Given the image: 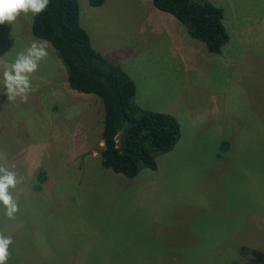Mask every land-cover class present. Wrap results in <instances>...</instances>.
<instances>
[{
	"label": "rangeland",
	"instance_id": "rangeland-1",
	"mask_svg": "<svg viewBox=\"0 0 264 264\" xmlns=\"http://www.w3.org/2000/svg\"><path fill=\"white\" fill-rule=\"evenodd\" d=\"M76 1L91 47L139 107L175 117L179 138L128 178L100 164L96 95L50 94L45 79L27 103L0 93V165L21 178L14 218L0 204L7 264H264V0H206L222 10L219 53L151 0ZM30 17L0 25V81L26 32L42 40ZM43 71L56 76L51 61Z\"/></svg>",
	"mask_w": 264,
	"mask_h": 264
},
{
	"label": "trees",
	"instance_id": "trees-1",
	"mask_svg": "<svg viewBox=\"0 0 264 264\" xmlns=\"http://www.w3.org/2000/svg\"><path fill=\"white\" fill-rule=\"evenodd\" d=\"M98 4L101 0H89ZM152 5L184 25L189 36L203 42L207 52L219 53L227 36L222 10L206 0H151ZM30 34L46 40L64 66L70 89L92 93L102 104L100 164L132 178L141 168L154 170L155 155L172 149L179 124L171 114L139 107L135 85L116 64L91 47L79 25L76 0H50L41 14L30 17ZM225 142H221V147ZM40 178L42 173L38 172Z\"/></svg>",
	"mask_w": 264,
	"mask_h": 264
},
{
	"label": "clouds",
	"instance_id": "clouds-1",
	"mask_svg": "<svg viewBox=\"0 0 264 264\" xmlns=\"http://www.w3.org/2000/svg\"><path fill=\"white\" fill-rule=\"evenodd\" d=\"M50 0H0V25L13 24L23 13L32 17L41 14L49 6ZM49 42L46 40H33L26 48L16 54L11 64L5 63L2 69L3 90L0 93L6 95L8 101L27 103L29 94L36 88L32 84V75L39 69L40 62L48 55ZM56 94V93H53ZM21 183L17 173L4 165H0V204L4 206L5 215L14 218L19 211L18 195L12 190ZM13 244V236L0 232V264H7L11 257L9 251Z\"/></svg>",
	"mask_w": 264,
	"mask_h": 264
},
{
	"label": "crops",
	"instance_id": "crops-1",
	"mask_svg": "<svg viewBox=\"0 0 264 264\" xmlns=\"http://www.w3.org/2000/svg\"><path fill=\"white\" fill-rule=\"evenodd\" d=\"M27 19V17H26ZM28 36V45L31 41L30 36L28 34V32H26V34ZM49 61H51L52 63V68L53 71L55 72V77L53 79H48L49 76L47 75V73H45L43 71V69L49 64ZM3 65V64H2ZM41 70H38L36 73H34L32 75V81L37 82L38 84L43 81V79L47 80V81H54L55 85L57 86L55 89V91L50 92V94L60 90L61 87H67V82H66V72L64 67H62V63L60 62V60H57L56 58L51 56V52H49L48 57L46 58V60L42 63L41 62ZM93 98H90L89 100H92ZM138 104V103H136Z\"/></svg>",
	"mask_w": 264,
	"mask_h": 264
}]
</instances>
